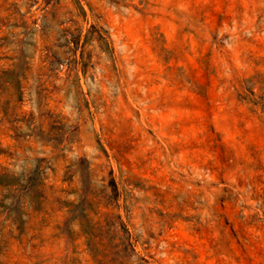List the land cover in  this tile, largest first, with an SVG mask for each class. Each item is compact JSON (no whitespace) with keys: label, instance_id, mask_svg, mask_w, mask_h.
I'll use <instances>...</instances> for the list:
<instances>
[{"label":"rangeland","instance_id":"1","mask_svg":"<svg viewBox=\"0 0 264 264\" xmlns=\"http://www.w3.org/2000/svg\"><path fill=\"white\" fill-rule=\"evenodd\" d=\"M0 264H264V0H0Z\"/></svg>","mask_w":264,"mask_h":264}]
</instances>
